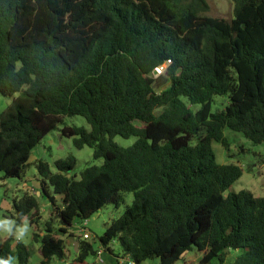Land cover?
<instances>
[{"label": "trees", "instance_id": "1", "mask_svg": "<svg viewBox=\"0 0 264 264\" xmlns=\"http://www.w3.org/2000/svg\"><path fill=\"white\" fill-rule=\"evenodd\" d=\"M231 1L228 20L206 16V0H0V95L12 98L0 113L3 176L20 178L66 116L83 117L89 131L64 125L61 135L103 159L79 178L73 157L55 161L56 171L36 163L51 210L43 235L33 234L42 264L66 258L72 226L118 208L126 193L131 205L97 237L104 251L118 244L134 264H175L190 251L201 253L197 264H264V197L228 191L243 170L212 149H229L226 129L264 143V0ZM215 96L227 102L212 112ZM115 136L137 140L122 147ZM38 209L25 193L8 217ZM13 241L0 257L30 264ZM77 242L75 262L97 257ZM229 250L240 251L233 262Z\"/></svg>", "mask_w": 264, "mask_h": 264}, {"label": "rangeland", "instance_id": "2", "mask_svg": "<svg viewBox=\"0 0 264 264\" xmlns=\"http://www.w3.org/2000/svg\"><path fill=\"white\" fill-rule=\"evenodd\" d=\"M209 8L206 16L232 19L233 3L231 0H206ZM17 96V94H15ZM12 102V98L0 95V113ZM227 99L222 96H215L211 103V111L222 110L225 107ZM158 113V112H157ZM64 125L83 127L89 131V124L83 117L66 116L64 124L59 125L58 129L48 133L39 144L31 151L28 164L20 178L4 177L0 171V217H8L14 212V200L21 199L25 193L38 196L39 209L31 213L29 222V233L23 242L30 251V264H42L39 252L40 241L33 239V234L43 235L45 223L50 218V203L44 197H39L36 192L39 190L37 178H39L36 163L39 160L47 162L52 171H56L55 161L64 159L68 156L76 160L75 167L71 171V175L79 178L80 171L88 164L100 166L103 164L102 158L95 159L93 157L94 150L90 147L77 149L72 142V138L61 135V129ZM224 135L228 139L229 149L226 150L220 144L212 142V149L215 153L216 160L221 164H237L243 174L239 180L234 182L228 191L248 190L256 197H264V143L253 144L247 140L241 133L225 130ZM137 140L136 137L122 138L115 136L113 141L122 147H128ZM57 199V197H56ZM59 202V201H58ZM132 194H124L123 201L118 208L113 205H106L96 214L88 219L86 229L89 231V239H85L91 243L97 250L102 249L99 245L97 237L101 236L108 224L119 217L125 210L126 206L131 205ZM14 214V213H13ZM14 219V218H13ZM76 223L72 226L70 232L73 237L64 236L66 240V258L59 260L53 258L49 264H130L133 262L127 257L121 256V250L118 244H115L112 251L108 253L102 249L99 261L96 257H88L84 263L75 262L74 252L78 247L77 240H83L82 233L77 230ZM55 227L57 223L54 222ZM6 235L0 234V245L7 239ZM14 240V239H13ZM16 241H13V246ZM240 254L239 250H229L226 256L227 262H233L235 257ZM201 256L200 252H186L180 260L175 264H197ZM141 264H158L157 259L147 260ZM210 264H217V260Z\"/></svg>", "mask_w": 264, "mask_h": 264}, {"label": "clouds", "instance_id": "3", "mask_svg": "<svg viewBox=\"0 0 264 264\" xmlns=\"http://www.w3.org/2000/svg\"><path fill=\"white\" fill-rule=\"evenodd\" d=\"M29 233V222L21 217L17 219L0 217V234L14 239L17 243H23ZM0 264H17L16 257L9 255L0 257Z\"/></svg>", "mask_w": 264, "mask_h": 264}, {"label": "built area", "instance_id": "4", "mask_svg": "<svg viewBox=\"0 0 264 264\" xmlns=\"http://www.w3.org/2000/svg\"><path fill=\"white\" fill-rule=\"evenodd\" d=\"M163 70H164V67L163 66L156 67L154 69V71H153V76L154 77H157L158 75H160L162 73ZM87 221H88V219L80 222L76 226L77 227V230L82 233V237H83L84 240L85 239H89V237H90L89 231L86 229ZM101 252H102V249L99 250V252L97 254V257H96L99 261H101V259H100ZM130 264H132V263H130Z\"/></svg>", "mask_w": 264, "mask_h": 264}, {"label": "crops", "instance_id": "5", "mask_svg": "<svg viewBox=\"0 0 264 264\" xmlns=\"http://www.w3.org/2000/svg\"><path fill=\"white\" fill-rule=\"evenodd\" d=\"M36 194H39L38 191L36 192Z\"/></svg>", "mask_w": 264, "mask_h": 264}, {"label": "water", "instance_id": "6", "mask_svg": "<svg viewBox=\"0 0 264 264\" xmlns=\"http://www.w3.org/2000/svg\"><path fill=\"white\" fill-rule=\"evenodd\" d=\"M69 176V175H68ZM75 250H77L76 248H75Z\"/></svg>", "mask_w": 264, "mask_h": 264}]
</instances>
